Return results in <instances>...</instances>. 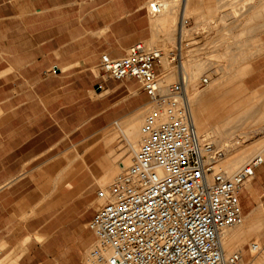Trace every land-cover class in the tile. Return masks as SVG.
<instances>
[{
	"label": "crops",
	"instance_id": "1",
	"mask_svg": "<svg viewBox=\"0 0 264 264\" xmlns=\"http://www.w3.org/2000/svg\"><path fill=\"white\" fill-rule=\"evenodd\" d=\"M150 1L174 4L178 19L188 13L185 24L192 27L240 24L223 16L237 0H0V264H81L82 252L95 240L88 227L95 212L62 207L68 198L63 186L73 179L63 182L58 173L70 162L72 153L63 155L69 148L99 132L105 139L106 128L153 102L137 79H113L100 68L103 58L120 57L138 42L150 41L162 57L165 30L153 21ZM210 11L221 13L206 16ZM161 57L158 75L165 72ZM242 82L254 94V131L231 129L230 136L236 153L247 146L248 161H263L239 190L242 220L232 227V244L240 261L264 264L247 243L239 245L243 235L257 234L264 250V51ZM72 166L75 171L77 161ZM86 217L87 226L85 219L82 226L64 220Z\"/></svg>",
	"mask_w": 264,
	"mask_h": 264
},
{
	"label": "built area",
	"instance_id": "2",
	"mask_svg": "<svg viewBox=\"0 0 264 264\" xmlns=\"http://www.w3.org/2000/svg\"><path fill=\"white\" fill-rule=\"evenodd\" d=\"M160 57V51L138 42L124 55L100 61L110 78L137 79L167 119L157 123L153 115L147 117L129 174L113 182V199L89 221L100 243L90 252L91 262L239 264V253L224 254L219 233L241 222L239 190L263 159L255 157L231 177L217 171L223 152L200 140L188 105L179 99L183 80L166 92L158 84Z\"/></svg>",
	"mask_w": 264,
	"mask_h": 264
},
{
	"label": "rangeland",
	"instance_id": "3",
	"mask_svg": "<svg viewBox=\"0 0 264 264\" xmlns=\"http://www.w3.org/2000/svg\"><path fill=\"white\" fill-rule=\"evenodd\" d=\"M176 3H178V0H176ZM170 8L171 9L161 16L151 13L153 21L155 19L156 24H159L162 29L165 30L162 32L164 35L163 37H165L164 45L162 46L165 50L163 55L166 57L167 54L169 58L166 57V64L162 62L165 72L159 75L160 81L166 80L165 84L161 87L164 92H166V89L170 85L176 84L180 77V64L177 66L178 57L175 50L179 40L180 23L183 20L186 21L185 18L188 19V13H181L180 19H178V11L174 10V4L171 3ZM191 12L198 13V11H190V13ZM225 12L227 13L226 15ZM220 13V11H210L206 16L212 14L211 17L214 18V14L219 15ZM223 13V16H227V18L233 17L236 21L240 22V24L233 27L225 25L216 26L213 24L192 27L188 24H184L183 41L181 40L182 52L181 48H179V50L181 61L186 66L188 72L190 74L193 72H196V74L198 73L199 77L196 79L195 87L199 90H207L210 88L209 84L213 80L220 81L218 85L220 89L215 96V103L219 106L221 112L219 117L221 119L219 121L223 123V132L216 134L213 140L204 136L202 142L216 143L219 149L225 152L224 158L227 160L242 158L241 164H238V167H240L244 163L249 162L248 160L251 155L248 156L246 154L247 146L238 150L243 151V153L235 152V143H233L235 139L232 140L230 132L231 129L235 132L237 130H240L241 132L242 130L244 131V134H247L250 131L251 135H253L251 131H254L255 124L253 121L254 105L252 104L254 94L246 89L242 80L246 75L250 62L258 54L264 51V43L260 40L261 34L264 32V25L257 24L264 21V0H237L236 8L233 10H226ZM168 22L170 23L168 26H163ZM216 34H222L223 40L219 42L214 41ZM230 34H234L232 35L233 38H231ZM149 43L150 41H145L144 44L150 48ZM180 55L178 56L180 57ZM171 59H173V61L170 63ZM101 72L102 75H104L102 70ZM161 76H163V79L160 78ZM204 77L209 79L206 84L202 82ZM152 103L157 104L156 102L148 103L143 108L137 110V112L119 122L122 123V125L127 121L131 124L134 122L133 119L139 116L141 120L139 123L140 134L144 122L143 119L147 113L153 109ZM227 111L230 115L229 121L226 124L224 113ZM139 134L138 142L134 144L136 149L140 142ZM105 137L106 138L104 139L99 132L98 134L93 135L87 142L78 146L76 150H74V147H71L63 153L64 157L70 152L72 155L69 154L68 158L70 162L64 170L58 173V177H63V182L70 181V178L73 179L70 185L67 187L63 186V191H66L68 197L63 201L62 207L64 209L79 210L81 213L86 212L87 215L92 216L98 207L103 205L107 200H110L113 196L110 190V196L105 201H101L97 193L99 190H102V187L104 186L103 179L110 170V167L120 160L126 142L124 139L123 128L115 127V124L106 128ZM246 139L247 138L243 141ZM104 144L106 145L104 146ZM133 157L134 156L132 155V159L127 166L132 163ZM74 161H77L78 166L75 171L72 169ZM68 165H70V167H68ZM233 171H228L227 175H231L230 173ZM122 173L123 172L120 170H117L109 177L110 179L108 180L107 185H110V189L112 182H114V180ZM23 175L24 173L18 175L14 179H10L7 184H11ZM84 219L86 221L85 226H87L90 217L66 218L64 220L71 221L70 225L78 226L81 225V221ZM95 241L96 239L94 241L92 240L84 249V253L82 252L80 258L81 264H88V252L90 248L93 247ZM245 243H247V247L250 248L249 253H251V255L253 254L261 258L264 257V250L262 249L257 234L243 235L239 245ZM253 245H256V248H253ZM237 249L238 248H234L233 244L228 250L227 255L234 253ZM78 255L80 256V254ZM239 264H246V262L240 261Z\"/></svg>",
	"mask_w": 264,
	"mask_h": 264
},
{
	"label": "bare ground",
	"instance_id": "4",
	"mask_svg": "<svg viewBox=\"0 0 264 264\" xmlns=\"http://www.w3.org/2000/svg\"><path fill=\"white\" fill-rule=\"evenodd\" d=\"M151 3L156 7L155 11L152 9ZM170 6L171 5L169 3L158 4L156 1H150L148 3V8H149L150 13H152L154 15L158 14L159 16L165 14L169 9H171ZM159 16H158V19H159ZM184 24H185V21L183 20L180 23V28H179V40L180 41L183 39L184 26H185ZM179 58H181V55ZM161 60L164 64L167 63L166 57L163 54H162ZM179 74H180V77L178 78V82L179 81L182 82V80L184 82V94L182 96H180L179 99L181 102L182 101L186 102V104L188 105L191 117H192L193 122L195 124L197 133L200 137V140L202 141L204 136L213 140V138L216 134H220L223 132V127H224L223 123H221L219 121L221 119V118H219L220 113H221L219 110V106L215 103V100H216L215 96L220 89V87H218L220 81L219 80H213L209 84L210 85L209 89L199 90L197 87H195L196 86L195 85L196 79L199 77L198 73L196 74V72H193L190 74L182 61L180 62V66H179ZM160 78L163 79V76H161ZM165 82H166V80L160 81L159 76H158V84L160 85V87H162L165 84ZM166 91H167V89H166ZM152 104H153V107H152L153 109H151L147 113V115L143 119L144 122L146 121V119L149 115H153L155 117V120L157 123H161L164 120H166L167 116L164 112V109L162 107L158 106L157 104H154V103H152ZM147 108H149V107H147ZM224 115L226 117V124H227V122L229 121V115L230 114L227 111L226 113H224ZM133 120H134V122H132L131 124L128 121L124 125H122V123H120L119 121H117V122L115 121L116 123H114L115 127H120V128L122 127L123 128V134H124V139H125L126 144H125V148L123 149L122 154L120 156V160L110 167V170L107 172V175L103 179L104 180V183H103L104 186L102 187V191L104 192L105 195L100 197L101 201H105L110 196V190L112 189L113 182L111 184V189H110V185L109 186L107 185V182L110 179L109 177L112 176V174L117 170H120L123 173L121 175H119L116 179L128 175L129 174V168L132 165V163L135 161L136 152H137L139 146L136 149L134 147V144H136V142H138V138H139L138 134L140 131V129H139L140 124L139 123L141 120H140L139 116H137ZM144 122H143V124H144ZM142 134H143V125L141 128V133L139 134L140 142L142 139ZM140 142H139V145H140ZM222 152H223V155L218 161V164L216 166V170L221 171L227 175L228 171H233L236 168L232 173H230L231 175H229V176L231 177L240 170V168L238 167L239 166L238 164H241L242 158H237V159L235 158L233 160H227L224 158L225 152L224 151H222ZM132 155L134 156L132 163L129 166H127L128 163L130 162V160L132 159ZM113 197H114V195L111 197V199H113ZM232 227L221 229L220 233H219L220 242H221L223 252L225 255L228 254L227 253L228 250L233 245L232 243L234 241L235 228H232ZM95 248H100V243H98V241H95L93 247H91L89 252H88V256H87L88 264H95V263L91 262V257H90L91 250L95 249Z\"/></svg>",
	"mask_w": 264,
	"mask_h": 264
}]
</instances>
